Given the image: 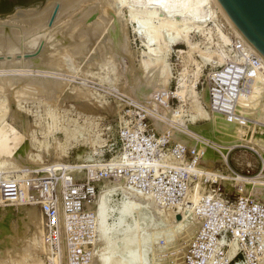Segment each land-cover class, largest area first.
I'll return each mask as SVG.
<instances>
[{"label":"bare ground","instance_id":"6f19581e","mask_svg":"<svg viewBox=\"0 0 264 264\" xmlns=\"http://www.w3.org/2000/svg\"><path fill=\"white\" fill-rule=\"evenodd\" d=\"M41 8L42 7L26 8L27 10L19 9L13 15L0 18V171H5V169H2L4 166L11 167L12 165L15 166V164H19L24 161V163L29 162V165L32 161H34L33 164L36 163L35 161L37 159H43L42 156H40L42 155L41 150H45L46 148H48L46 150H50V147L54 146L52 145L53 141V144L58 142L59 147L61 146L60 138H55V135L58 130V127L56 125H52V127L48 130L50 138H48L47 135L44 137V140H41L37 139L36 137L28 136L30 130H32L29 127L28 128L30 130L27 129L29 130L28 134L26 128L25 130L27 132L24 129H22L24 130L23 132L19 130V128L15 124V121L20 120L19 112L21 113L22 108L24 110V105L22 104L25 101L42 97L41 100H45V103H47L48 105H50L49 103L51 102H57V100L59 101V96H62V92H64L65 88L67 89L68 87L69 82L67 81H70H66V78H62L65 81L56 80L54 77L50 76H48L47 78L35 76L9 77L6 75L8 74L6 73V71L9 70L11 66L14 67V64L16 63H18V65H20L19 63H21L22 65L24 63L25 66L23 67H29L26 66L27 63V65L30 64V67L31 65H34L42 68L45 67L44 69L50 68V71L52 69L51 72L53 73L55 72L53 71V69L62 67L67 62V65H72V67H75L78 71H82L85 73L89 72V75L93 71L90 70L93 67H99V69H104L108 65H113L114 67L111 68L113 70L115 68L117 73L121 67V62V65H123V61H120V59L122 58L125 61L127 60V63L124 62L127 64V67L124 66L126 69H124L128 71L127 74H129V78L127 76V79H129L130 85H127L128 80L126 82L127 84L123 82V78H121L122 81H120L125 83L129 89L132 88L133 85L137 89H150L152 90V92L154 89L168 90V88L170 87V83L173 79V71L168 58L170 56V52L172 51V46L174 45V43L183 42L187 45V48L179 50L177 49V52L180 54V58H182L183 60L186 59L187 61V59H189L191 61H194L195 68L192 71H190L188 68H184L183 71L179 74L176 94L179 96L181 104L179 105L178 111H174L172 113L173 117L171 118H174L178 122H185V116H189L190 118L187 117L188 120L190 119L192 124L194 125L200 124L197 126H200L202 129H204L205 133L206 131H209L212 133L215 132L219 134L218 137H220L223 141V148L221 149L222 151L218 152V155H214L210 154L211 152H213V150H211L210 148V153L207 158L209 161L207 162L211 164H208V166H210L207 169L211 170L209 171L212 172L211 174H220V169L212 165L213 163L220 160L224 166V170L221 172V174L224 178H227V181L232 180L233 182H235V184L238 183L241 185H246L247 187H250L252 191L264 192V177H241L233 171L229 170L230 168L227 161V156L231 148L238 145L250 147L264 159V78H258L257 84L250 97L240 99L238 108L239 118L234 120L232 118L233 121L227 119L228 117L226 115V118H224L222 117V115L218 113L216 114V112L211 113L207 109V106L209 105L208 88H203L201 90V93L196 90V85L203 72L202 65L204 64H202L201 62L204 61L205 63L208 62L209 59H211V61L216 60V62L224 63L232 58L231 44H233V40L229 33H227V31L225 30V26L220 21V16L222 17V20H224L225 24L228 26V28L226 27L227 29L232 31L234 35L237 36V38H242L244 43L252 51H256L233 27V25L228 20L216 0H57L50 6L45 4V6L42 9ZM51 21L52 23H50ZM130 25L132 27L133 32L139 35V37H141V39L143 40L142 43L144 44L142 45H145V49H142L140 51L133 49V39L130 35ZM196 35H200L206 38L207 42L204 43V48H201V46L199 47V43L194 40V36ZM11 51H13L12 53L17 54H14L16 55L14 59L12 58V56L14 57L13 54L10 58L8 57ZM194 53H198L197 55L201 57L200 61L195 58ZM8 59L12 60L8 61ZM9 62H11L13 65H10ZM212 64L217 65V63L213 61ZM18 65L16 64L15 66ZM72 67L69 66V68L71 69ZM42 68H40V70ZM122 69L123 68L121 67V71ZM125 70L123 71L126 76ZM210 74L211 70L207 75L206 82L203 83V87H210ZM81 75L83 76V74ZM117 78L119 79L118 75ZM118 79L116 81H118ZM72 85H74L73 82ZM72 85L71 88L74 89L75 94L73 92L72 93L76 96H79L81 99L82 97L88 99L89 96L92 97L91 95H94V92L91 91L92 89L90 90L86 88V86L84 87L81 85ZM119 85L118 89L120 87ZM123 86L124 84L121 85V88H123ZM71 88L69 89L72 90ZM121 91L123 90L121 89ZM40 93H44V95L41 96ZM130 93L134 92L131 90ZM151 94L152 93H150V95ZM150 100L153 104L155 103V107L158 105L156 108L157 110L161 102L159 104L155 101L153 102L151 97ZM92 101H94V99ZM89 103L94 104L95 101L94 103L91 101ZM97 103L100 104L101 107L103 105L102 108L105 107V103L100 102V99L97 101ZM152 103H150V101L148 102V104L153 105ZM188 105V109H185ZM169 108H171L170 105ZM166 111L168 112V110ZM49 112L52 116L56 115L55 112V115L52 111ZM162 112L164 113V111ZM167 112L164 114L167 115ZM7 117L10 119H7ZM166 118L167 117L165 116V119ZM24 124L28 125L29 120H22V125ZM188 124L189 123H187L186 125ZM34 125L38 126L37 123H34ZM166 125L164 124V126ZM196 125L195 127L193 126L194 129L196 128ZM198 128H196V130ZM201 128L199 130H202ZM72 129H65L64 135L68 140L72 139V137H77L76 132ZM77 133L79 132L77 131ZM200 133H202V131ZM81 134L83 135L84 132H82ZM217 134H215V137H217ZM31 135L34 136L33 132L32 134H30V136ZM26 136L32 138L29 145H26L25 143ZM28 141H30V139ZM62 146L59 149H61ZM34 147L37 148L36 153L33 152ZM55 147L56 146H54V148ZM57 148L58 147L54 149V151L56 150V152H54L55 157L57 151H59ZM83 151L85 152V150ZM50 152L48 151L49 155ZM59 152L58 153L61 154V152L63 151ZM86 153L89 154L88 152ZM193 153L196 155V158L193 162V166L195 167L197 166V160L199 159V157L196 154V149L193 150ZM206 153L207 152L205 150L204 155H206ZM59 154H57L58 157L65 153L63 152L61 155ZM87 154L86 156L89 157L90 154ZM83 155L85 154L83 153ZM123 155V160L122 158L120 159L121 164L120 166H118L117 169L124 168L125 164L135 163L129 155ZM78 156L79 158L81 157V155ZM55 159H53V162L55 161ZM58 159L57 161H59ZM82 160L84 159L82 158ZM82 160L80 163H82ZM83 162H85V160ZM203 162L205 163V161ZM20 165L22 167V164ZM61 165L62 163L60 164V167ZM29 168L32 167L30 166ZM202 168L204 169L205 167L202 166ZM196 171H198L197 168ZM67 179L70 180L71 178ZM105 186L106 185H104L103 187ZM240 187L242 188V186H239V188ZM116 189L118 192L119 188ZM122 189L123 197L119 200H114L108 194H105L103 192L105 195L108 196H104V194L102 193L103 195L98 197L97 201L95 202L97 203V217L99 220L98 246L100 247L98 248H101L102 250L100 251V253H98L99 249H97L98 251H96V254L98 256L95 254V258L97 256L95 260L97 261H93H95L96 264H167L165 263L167 260L165 262L163 261L164 263L161 262V252H163L164 247L166 250V246L171 245L167 241L168 238L170 236V238L174 237L176 238V242L180 238V240L184 241V243H188L186 244V246H188L189 241L195 234V228L199 227L197 219L198 217H196L197 215L193 214L188 215L189 217H187V213L185 214L183 211L177 209L178 211H176L178 213H175L177 215L174 214L175 216H177L176 219L173 217L175 220H177V222L174 221V219L173 222H176L178 224L176 227L173 226L172 228L171 226V228L168 229L166 226L167 224H165L164 221H166L167 223L170 220L163 221L161 216L160 220L159 215L157 214L155 219L159 218L158 221H163L162 223L165 224L164 227L163 225L161 226L158 221L152 217L154 213H152L151 216H149L148 214L150 213L148 212V207H151L150 205H152V203L155 204V207L157 206V202L155 199L153 200L152 198V202L151 199L148 198L149 196L146 197L145 195L146 199L142 197L143 200L141 199L142 201L138 202L136 198L134 199L135 194H132L133 189L130 190L128 188L125 189L123 187ZM124 189L126 191H124ZM242 193L243 189L241 194ZM193 197H196L197 199L200 196L197 197L196 195ZM193 197L191 196V198ZM2 198L3 197L0 198L1 260L2 257H5V255H2L5 251L9 257V263L11 262L12 264H44L43 260L40 259V257L37 258L38 256H35L36 258H34V255H32L33 253L36 254L37 251L45 253V255H49L48 253L51 252L50 250H48V244H46L43 239V214L39 213L37 209H28L27 217H23L22 213H19V215L21 216L19 220H21L23 223L20 224L19 222L20 226L18 229H16V225L14 223V208L15 206H19L22 204H20V200L17 203L13 201L9 204H5V199L3 200ZM147 198L152 202H150L151 204L149 206L147 205L149 203ZM260 198L262 199V196L259 197V199ZM196 199L193 201L196 202ZM215 200L216 197L213 200L211 199L210 203ZM158 206L160 207L159 203ZM159 207L154 208V206L152 205V208L150 209L152 211V209H159ZM158 209L154 211L155 214L156 212L159 213ZM160 210L162 211V209H159V211ZM161 211L159 214H162ZM190 212L191 210L189 211V213ZM9 215L12 216L14 220H11ZM136 215L138 216V219L146 222L148 221L150 227L147 226L149 227V229L147 228L148 230L144 229V231H146L145 233L143 231L144 235L142 233L141 235L137 233L138 231L136 230V228L138 226L135 223H133V225L129 223V218L133 219ZM110 218L112 219V221L108 223ZM165 218L170 219L166 215ZM171 222H168V224H171ZM24 226L25 229L30 230L27 237L24 239L26 241V244H29V247L26 245L25 246L28 247L31 253L29 256L27 253L25 254L23 252V254L25 255L22 254L23 257H20L18 253L21 252L22 249H25V246H23L21 249L18 245L15 246L14 244H12V240L14 241V237L16 236L13 232L19 230L20 233L21 229H23ZM26 232V230L25 232L23 230L24 234H26ZM158 235H163V237H166L165 243L168 244L163 246H159V244L157 246L155 243L158 240ZM117 237H119L120 240ZM160 237L162 239V236ZM117 239L120 242H116ZM173 239L171 241H173ZM176 242L174 243L176 244L174 245V247L177 246ZM22 243H24V240H22ZM158 243L160 242H157V244ZM182 243L183 242H181V245ZM101 244H103V246H101ZM171 246V249H173V245ZM181 247L183 250V246ZM238 249L239 246L236 243V240L231 241L230 248L228 249L227 256L224 258V260H231L232 258H235L236 254L238 253ZM168 250L166 252H168ZM185 250L181 251L180 253L178 252L179 254L176 253L172 255L171 252H169V255H171L170 257L164 255L168 257L171 261L168 264H180V260L182 257L181 255L184 253ZM24 251L27 252L26 249ZM173 252L174 251H172V253ZM18 257H20L21 259L24 258V260L22 259L20 261ZM166 257H163V259L165 260ZM183 260L185 261V258ZM62 261L63 260H61V262ZM236 264L243 263L237 262ZM260 264H264V261L262 260Z\"/></svg>","mask_w":264,"mask_h":264},{"label":"rangeland","instance_id":"374dc122","mask_svg":"<svg viewBox=\"0 0 264 264\" xmlns=\"http://www.w3.org/2000/svg\"><path fill=\"white\" fill-rule=\"evenodd\" d=\"M44 6H45V3H43L42 1H34V2L30 3V4H28L27 6H23V9L27 10L26 8H32V7H36V8L42 7L43 8ZM13 14H11V15H13ZM220 21L222 22V24L225 27L228 28V26L225 24L224 20H222L221 16H220ZM226 31H227V33L234 34L229 29H227ZM130 35H131V38L133 39L132 47H133L134 50H139L140 51L142 49H145V45H142V44H144V43H142L143 40L141 39V37H139V35H137L136 33L133 32L131 25H130ZM194 40L199 43V47L201 46V48H204L205 47L204 43L207 42L206 38H204V37H202L200 35L194 36ZM186 48H187V45L185 43H183V42L174 43V45L172 46V51L170 52V56L168 58L169 59V63H170L171 68H172V71H173V79H172V81L170 83V87L168 88V90L154 89L153 92L150 89H141V90L137 89L132 84H131L132 88L129 89L127 87V85H130L129 84V79H127V76L129 78V74H127L128 71L125 70L126 68L124 67V66L127 67V64H126L127 60L125 61L122 58H121L122 60L120 59V61H123V65H121L122 64V62H121L120 66L123 68L122 71L125 70L126 76L124 74V71L123 72L121 71V67L120 66H119L120 67L119 70L122 73H120L119 70H118L119 73L117 72L118 73L117 74L116 73V69L115 68H114V70L112 69L114 67L113 65H108V66H106L107 68L105 67L104 69H99V67H93V68L90 69V70H93V71L89 75H88L89 72L85 73V72H82V71H78L75 67H72V65H70V64H68V65L71 66L72 69L69 68V66L67 65V62L62 67H59L60 69L59 68H55L56 70L53 69V71H55L53 73L51 72L52 69L50 71V68H47L48 69L47 70V69H44L45 67L42 68V67H37V66H34V65H31V67H30V64L27 65V63H26V66H29L31 70L29 69V67H23V66H25L24 63H23V65L21 63H19L20 65H18V63H16L18 66H15L16 64H14V67L13 66H11V68L8 67L10 69L6 71V73H8L6 75L9 76V77L35 76V77L47 78L48 76H50V77H54L56 80H60V81L70 80V81H67V82H69V84H68L67 89L65 88L64 92H62L63 95L59 96V98H58L59 101L57 100V102H54V103L51 102V103H49L50 105H48L47 103H45V100L44 101L41 100V98H42L41 96L44 95V93H40V95H41L40 97L41 98L38 97L37 99L35 98L36 100L33 99V100L25 101L22 104V105H24V110L22 108L21 109V113L18 111L19 112V116H20V120H19L20 122L16 120L15 124L17 125L19 130H21L22 132L25 130V128H26V130L29 129V128H31L32 130L34 129L33 131L29 129L30 133H29V130H27L28 132L25 130L27 132V134L29 133L28 134L29 137H36L37 139L44 140V137L48 135V138H50V135L48 134V130L52 127V125H56L58 127L57 128L58 130H57V133L55 135V138L56 137L60 138V141H61V142L59 141L60 145L61 146L63 145V146H62L61 149H59L61 146L59 147L58 142L53 144L54 141L52 142V145L58 147L57 149L59 151H63L66 155L62 154L63 152H61V154H62L61 155V154H59L60 152L57 151V154H59L61 156L58 157L57 154H56V157H58L59 159L56 158L55 157V153H54V152H56V150L54 151V149L56 147L54 148V146H52V147H50V150H46L48 148H46L45 150H41V154L42 155H40V156H42L43 159H41L39 157L40 160L37 159L35 161L36 163H34V164H33L34 161H32V162L30 161L32 163V164L30 163V165L28 164L29 162L28 163H24L25 162L24 161V162H21L19 164H15V166L12 165L13 167L12 166L11 167L10 166H7V167L4 166L2 168L3 170L5 169V171H0L1 172L0 176L1 177H6V176L7 177L8 176L9 177L10 176L17 177L18 176V177L24 178V182H23V185H22L23 197L19 201L20 204H22V205L15 206V208H14V217H15L14 219L15 220L13 219L12 216L9 215L10 219L14 220V223L16 225V229H18L20 224L23 223L21 220H19L21 218L19 213H22L23 217H27L28 209H37L39 211V213L43 214L41 209H40V207H39V205L38 206L37 205H29V203L26 202L29 199V197H30V194H29L30 188H29V186L26 183V180H25L26 177L32 178V179H35V180H36V178H45L46 180H44V182L53 181V177L54 176L57 177V178L64 176V178L68 177V178H71L70 180H72V179H74L71 176L72 174L76 175L75 178H77V176L82 177V176H86V175H91V174H88V173H84L86 168L89 169L90 171H93L94 172L93 175H95V171H97L101 167H105L104 164H95V161L96 162L109 161L112 158H114L115 156L120 155L121 151L123 150V144H122V141L120 139V133L122 132L123 129H125V130H128L127 128L133 129V128L137 127V126H139V127L143 126L142 130H145V133L148 134V135H154V137H156V139H158V138L160 139L162 137L160 142L166 140V137H167V140L169 142H168V144H166L164 146V150H165L166 154L163 157H165L167 159L166 161H169L170 165H176L175 167H178V164H179L177 162V156L173 152V150L175 149L176 145L179 148H184L185 149L184 151L187 152V154H186L187 160H189L190 156H191V160L188 161V163H189L188 164V168H187L188 171L196 173V175L198 174V176H197L198 178H197L196 182L191 187L190 186L188 187L187 192H186L183 200H180V203H178V205L176 207L173 206V203H169L168 204V203L164 202L163 199H160V198L157 199L156 194L159 196L160 193L159 192L158 193L155 192L153 188L151 189L152 192L149 193V195L148 194L146 195V197L149 196L148 198L151 199L152 202L155 199L156 202H157V203L154 202V203L157 204L156 207H159L158 206V203H159V205H160L159 209H162V211L160 210L162 212V214H159L160 211H159L158 208L157 209H158L159 213L156 212V214H155L154 211H156L157 209H154V210L152 209V211L150 209V208H152V205L154 206V208H156L155 204H153L147 198V200L149 201V203L147 202L148 203L147 205L149 206L152 203V205H150L151 207H148V212H150L148 214H149V216H151V214L154 213L155 217H154V215L152 216L154 219L156 218V216L158 214L159 218L161 216L163 221L164 220H167V221L170 220L168 222H171V221L173 222V219L174 218L176 219V217H177V216H175V215H177L175 213H178L177 209H179L180 211H183L185 214L187 213L186 214L187 217H189L188 215H193V214L197 215L196 217H198L197 219H198L199 227L195 228V234L193 232L194 235L192 234L193 236H192L191 240L193 238L194 239L192 241L191 240L189 241V245L188 246H186V244H188V243H184V241L180 240V238L178 239L179 241L177 240V242H176V240H175L176 238L173 237L174 238L173 239V238H170L171 237L170 236L167 241L169 242V244L173 245V249H174L173 250V249H171L172 248L171 245H169L170 246L169 247L167 245L168 243H165L166 242V240H165L166 237H163V235H160V236H162V239H161V237L158 235V240L159 239L160 240L159 241L157 240L155 244L157 246L159 244H160L159 246L167 245L166 246L167 249L165 250V247H164L163 252H161L162 253V255H161V262L162 263H164L167 260L165 263L168 264L169 262H171L168 257H170L172 254H176L178 252L180 253L181 251L185 250V247H186V250L183 253L184 256H183V254L181 255L182 257L185 258V261L183 260L184 258H182L181 256H180L181 257L180 261L182 263L184 262L183 264H190L189 263L190 261H188V256H189L190 249H191L192 245L194 243H196V240L198 239L200 233L202 232V230H203L202 227L204 226V222L206 220L205 216L208 215V213H207L208 205H203L205 202L201 204V200L205 196L206 189H207V191H209L211 189V187H206L205 186V180L207 178L212 179V180H220V179H222L230 187L234 186V185H237L238 187L242 186L243 193L242 194L240 193L241 195H245L247 193H251L252 196H254L256 199H259V197L262 196V199L260 198L259 200L264 201V196H263L264 192L263 191H252V189L250 187H247L246 185H241V184H238V183L235 184V182H233L232 180L227 181V178H224L222 176V174H221V172L224 170V168H223L224 166H223V163L220 160L212 164L216 168L220 169V172H219L220 174H211L212 172H209V171H211V170L207 169L211 165L210 163H208L209 161L207 159L208 155L210 153L209 149L211 148V150H213V152H211L210 154H214V155L217 154L218 155V152H221L222 151L221 149L223 148V146H222L223 145V143H222L223 141H222V139L220 137H218L219 134H217L215 132L212 133V132H209V131H206V133H205L204 129H202L200 126H197V125H200V124H197V125L195 124L196 128L199 127L197 130H199L200 128L202 129V130L197 131L196 128L194 129L195 125L192 124L191 120L190 119L188 120V118H190L189 116H185V122L181 121V122H183L185 124H183L181 122H178L174 118H171V117H173L172 113L174 111H178L179 105L181 104L180 98L176 94V90H177V86H178L179 74H180V72L183 71L184 68H188L190 71H192L195 68L194 61H191L189 59H187V61H186V59L183 60L182 58H180V54L177 52L179 49H186ZM12 52L13 51H11L9 53L10 54V55H8L9 58L12 56V54L13 55L16 54V53H12ZM197 54L198 53H196V54L194 53V56H195V58L197 60L200 61L201 57H199V55H197ZM16 55H14V57L12 56V58L14 59ZM212 59H214V58H212ZM11 60L8 59V61H11ZM212 61L217 63V66H219L220 64L227 63L229 60H227L224 63L216 62V60H212ZM212 61H211V59H209L208 62H205V63H204V61L201 62L202 64H204V65L201 64L203 66V72H202V76L200 77V79H199V81H198V83L196 85V90L199 93H201V90L203 88H208L209 105L207 106V109L211 113H215L216 112V114L218 113V114L222 115V117L226 118L223 114H221L220 112H218V111L213 109L212 101H211L210 87L209 86H204L203 87V85H204L203 83L206 82L207 75H208V73L211 70ZM124 62H126V63H124ZM9 63H10V65H13L11 62H9ZM40 68H42L43 70L42 69L40 70ZM34 70H36V71H34ZM78 72L83 74V76L80 73H78ZM117 75L119 76V79L117 78ZM62 78H64V79L66 78V79L63 80ZM121 78H123V82H125V83L128 80V82H127L128 84L126 83L127 84L126 85L125 83L121 82L122 81ZM117 79H118V81H116ZM72 82H73L74 85H81V86H84V87L86 86V88H88L90 90L92 89L91 91L94 92V95L92 94L91 95L92 97L89 96L90 97V98L88 97L89 100L87 98H86L87 99L86 100L83 97L81 99L79 96L74 95L75 94L74 93V89L71 88ZM122 83L124 84V86L126 85L125 87L123 86V88H121V85H123ZM119 84H121V85H119ZM69 85H70V87H69ZM74 85H72V86H74ZM118 85L120 86L119 89H118ZM129 87H131V86H129ZM69 88H71L72 90H70ZM121 89L123 91H121ZM128 90H129V93H128ZM131 90L134 93H130ZM147 90H149V91H147ZM157 91H160V92H157ZM150 93L153 94V95L151 94L153 96V98L150 95ZM164 93L165 94L167 93V94L165 95ZM170 94L171 95L175 94L174 96L178 98V99H173L172 97H170V98H172V99H170V107L171 108H169V102L167 101L169 99V95ZM149 96L151 97L153 102L155 101L158 104L161 102L160 106H159L161 108L158 107V109L156 110L158 105L155 107L154 106L155 103L154 104L152 103V101L150 100ZM159 96H162L161 100L159 99ZM165 96H166V98H165ZM70 97L71 98H76L77 100L76 99H71ZM38 99H40V100H38ZM93 99H94L96 104L94 103V101H92ZM95 99L97 101L100 99V102L105 103V107L102 108L103 105L101 107L100 104H98L99 102L97 103V101ZM84 100H86V101H84ZM46 101H48V100H46ZM87 101H89V102L91 101L96 106L97 105L98 106L96 107L94 104L89 103ZM149 101L153 105L148 104ZM166 105H168V106H166ZM50 106H51V110H50ZM53 106L54 107L56 106L55 107L56 109ZM152 106H154V107H152ZM167 107L169 109H171V110H169ZM188 107H189V105L186 106L185 109H188ZM53 110H55V111L57 110V111L55 112ZM166 110H168V112L170 111L169 112L170 114ZM49 111H52L53 114L55 112L56 115L55 114H54L55 116L50 115ZM162 111H164V113L167 112V115L164 114ZM164 115L167 117L166 119H165ZM169 115H170V117H169ZM51 116H52V118H51ZM7 119H10V118L7 117ZM25 119H26V121L29 120V124L28 125L27 124L26 125L25 124L22 125V120L25 121ZM172 120H174V121H172ZM168 121H169V123L172 122L171 123L172 125L169 124ZM34 123H37L38 126L34 125ZM187 123H189L188 125H190V123H191V125H190L191 127L186 125ZM19 124H21V125H19ZM164 124L165 125L167 124V125L164 126ZM66 128H69V129L73 128L72 130H74L76 132L77 137L76 138L72 137V139H70V140L66 139V137L64 135ZM22 129H24V130H22ZM87 130H88L89 133L87 132ZM77 131L79 133H77ZM201 131H202V133H200ZM32 132H33L34 136H32V135L30 136V134H32ZM82 132H84L83 135L81 134ZM215 134H217L218 139H217V137H215ZM28 136L25 137L26 145H29V143L31 142V139H32V138H29ZM51 138H53V137H51ZM29 139H30V141H28ZM215 140H217V141H215ZM216 143H217V145H216ZM57 144H58V146H57ZM33 149H34L33 152L36 153L37 152V148L34 147ZM52 149H53V151H52ZM195 149H196V154L199 157V159L197 158L198 159L197 160V166L194 167L193 166V162H194V160L196 158V155L193 153V150H195ZM83 150H85V152ZM205 150L208 153V154L206 153V155H204L205 154ZM218 150H220V151H218ZM48 151L49 152L51 151L50 155H49ZM44 152H46V153H44ZM86 152H88L90 154V156H89L90 158L88 156H86V154H87ZM78 153H80V154H78ZM83 153L85 155H83ZM191 153H192V155H191ZM89 154H87V155H89ZM125 154H126V152H125ZM182 154H184V153L181 151L180 155H182ZM78 155H81V157L83 156L82 158L85 160V162H83L84 160H82L81 157L79 158ZM84 156L87 157V158H85ZM53 159H55L54 162L56 164L53 162ZM57 159L59 161H57ZM60 159H61V162H60ZM227 159H228L227 161H228L229 168H230L229 170L233 169V170H236L237 172H240L243 175H245V176H243V175L238 174L241 177H244V178H253V177H257V176L264 177V159L257 152H255V150L251 149L250 147L241 146V145L232 147L231 150L228 153ZM81 160H82V163H80ZM170 160H172V161H170ZM203 161H205V163ZM61 163H62V165L60 167ZM206 163H207V165H206ZM20 164H22V167H21ZM120 164H121L120 159H116V160H113L111 162V165H107L106 167L107 168L111 167V168L117 169L118 166H120ZM135 164H137V163L136 162L134 163V167H136ZM158 164H160V160H155L154 165H158ZM208 164H210V165L208 166ZM204 165H206V166H204ZM28 166L29 167L31 166L32 168H29ZM202 166L205 167V168L203 169ZM24 167H25L26 171L24 170ZM196 168L198 169V171H196ZM30 169H32V170H30ZM24 172H27V173H24ZM158 172H159V170H158ZM50 176H52V178ZM175 177H176V179H179V177L174 176V178ZM123 179H124V176L123 177L122 176H120V177L118 176L117 179H108V178H106V180H104V181L103 180L99 181L96 184V187L98 188V193H97V196L95 198V202L97 201L98 197H100L104 193L108 194L114 200L121 199L123 197V189H122V187L125 188V189L128 188L130 190L133 189L134 191L132 190V194L133 193L135 194V195L133 194L134 195V199L136 198V200H138V202H141L143 200L142 197H144V199H146L145 195L142 194L139 189H137V188L125 183ZM104 185H106V186L103 187ZM185 185L186 186L189 185L188 182H186ZM113 186H114V188H113ZM119 186L121 187L122 190L120 189ZM107 187H108V189H107ZM60 188H61V183L58 182L59 191H60ZM116 188H119V190H121V191L118 190V192H117ZM125 189H124V191H126ZM109 192H110V194H109ZM112 193H113V195H112ZM105 194H104V196H108V195H105ZM141 194H142V196H141ZM196 195H197V197L198 196H200V197L197 198V199H196V197H193V196H196ZM191 196L193 198H191ZM137 197H138V199H137ZM115 198H117V199H115ZM152 198H153V200H152ZM209 198L212 199V200L215 199L213 193H210ZM195 199L197 200L196 202L193 201ZM11 202H13V201L12 200H7V199L4 200L5 204H9ZM214 202L217 203L218 206L220 205L219 200L217 198H216V200ZM211 203L209 202V204H211ZM95 204L89 205L88 209L93 213V215H94L93 219H94V221H96L95 229L97 231H99V220H98V217H97V203H95ZM161 207H163V208H161ZM204 208L206 209L205 211H203ZM190 210L192 212V213L190 212L191 214L189 213ZM163 211H164V213H163ZM165 215L168 216V218H170V219L165 218ZM42 217H43V222L45 223V218H44L43 215H42ZM159 218L155 219V220L158 221ZM161 218H160V220H161ZM175 219H174V221L177 222V220H175ZM135 220H136V222H135ZM111 221H112V219L110 218L108 223H110ZM163 221H158V223L161 226L163 225L164 227H165V224H167L166 226H167L168 229L171 228V226H172V228H173V226L176 227L177 224H178L176 222H173L175 224H173L172 222H171V224L170 223L168 224V222L166 223V221H164V223H165L164 224V223H162ZM19 222H20V224H19ZM129 223H131L132 225H133V223H135L138 226L136 228V230L138 231L137 233L140 234V235H141V233L143 234L144 229L148 230L149 227H150L149 224H148V221L146 222V221H142V220L138 219L137 215L133 219L129 218ZM147 226H149V227H147ZM43 227H44V225H43ZM23 230H24V232H25V230L27 231L26 234L23 233ZM29 231L30 230L25 229V226L23 227V229H21L20 233H19V230L16 231V232L14 231L13 233L16 236L14 237V241L12 240V244H14L15 246L18 245L19 248H21V249L25 245L28 246L29 244L28 245L26 244V241H25L24 238L27 237ZM145 232L146 231H144V233ZM44 233H45V231H44ZM98 234H99V232H97V237L94 240L93 244L90 245V255L84 261L85 264H94V263L96 264L95 261H97V260H95V259L98 256L96 254V251H98L97 249H99L98 253H100V251L102 250L101 248H98V247H100V246H98V244H99ZM118 234H119V232H118ZM117 238L119 239V237H117ZM43 239H44V236H43ZM118 239L116 240V242H120V241H118ZM172 239H173V241H171ZM225 239H226L225 237H224L223 240L220 239V243L224 244ZM22 240H24V243H22ZM174 240L177 243V246H179V247H177V246L174 247V245H176V244H174L175 243ZM157 242H160V243L157 244ZM170 242H172L173 244L170 243ZM181 242H183L182 245H181ZM229 242H231V241H229ZM45 243H46V241H45ZM178 243H179V245H178ZM26 246L24 248L27 250V252L24 251L25 249H22L21 252L18 253L20 255V257L21 256L23 257V255H25L26 253L30 256L31 251H29V249H28L29 246L28 247H26ZM47 246H48V250L51 251L50 246L49 245H47ZM65 246L66 245L64 244L61 260H63L64 263H66V264H70V263H68L69 262V257H68V260H67V256L68 255H67V250H66ZM101 246H103V244H101ZM181 246H183V248H184L183 250H182ZM177 249H179V250H177ZM167 250H168V252H166ZM170 250H172L174 252L172 253V251H170ZM23 252L25 254H23ZM169 252H171V255H169L170 254ZM48 254L49 255H47V254L45 255V253L37 251L36 254L33 253L32 255H34L33 256L34 258H36L37 256H38L37 258L40 257V259L43 260L44 264H47L48 260H50V259L51 260L52 259L55 260V257H56V256H54L52 254V251L50 253H48ZM95 254L97 255L96 258H95ZM2 255L3 256L5 255V257H2V260L0 258L1 264H8L9 263L8 262L9 261L8 254L4 251ZM51 255L54 256V257H52ZM164 255H167L168 257H166ZM20 257H18V259H20V261L22 259L24 260V258L21 259ZM163 257H166L165 260L163 259ZM260 257H261V255L259 256V259H254V258L246 259L245 257L240 255L237 258H232L231 260L230 259H225L224 260L225 257L224 258H215V259L214 258H199V259H196L197 258V255H196V256H190L189 258L191 260V263H193V264H196V263H198V264H236L237 262H240V263H243V264H260V262L262 260L264 261V258H260ZM65 258H66V260H65ZM211 259H212V261H210ZM93 260H95V261H93ZM63 261L60 264H62ZM66 261H68V262H66ZM181 262H180V264H182Z\"/></svg>","mask_w":264,"mask_h":264},{"label":"built area","instance_id":"2783aa9c","mask_svg":"<svg viewBox=\"0 0 264 264\" xmlns=\"http://www.w3.org/2000/svg\"><path fill=\"white\" fill-rule=\"evenodd\" d=\"M229 35L233 40L232 58L219 66L211 63L209 81L213 109L232 121V118H239L240 99L250 97L258 78H264V59H261L256 51H252L242 38H237L232 33ZM170 97L178 99L174 94H170L169 105L172 99ZM161 98L162 96H159L160 100ZM142 127L122 130L121 154L109 161H95V164L105 166L95 171V175L86 168L84 173L91 175L75 178L76 175L72 174V180L64 176H54L53 181L46 182L45 178H25L30 188V197L26 202L29 205H39L45 218L44 240L56 256V260L50 259L47 264H60L64 244L70 264H85L84 261L90 255V245L98 232L95 229L94 215L88 206L95 203L98 193L96 184L99 181L124 176V182L139 189L142 194L151 193L153 188L155 192L160 193L159 196L155 193L157 199H163L168 204L173 203L175 207L183 200L188 187L196 182V173L187 169L191 156L187 160L185 149L176 145L173 152L179 164L178 167L170 165L163 157L166 154L164 146L169 142L167 137L160 142L162 137L156 139L154 135L146 134ZM181 151L184 154L180 155ZM125 152L137 163L136 167L133 163L125 164L124 168L119 169L106 167L111 165L113 160L121 159ZM155 160H160V164L154 165ZM23 182L24 178L18 176H0V198L2 196L3 199L18 202L23 197ZM58 182L61 183L60 191ZM186 182L189 185L186 186ZM205 186L211 187L209 191L206 189L201 200V204L205 202L203 205H208V215L205 216L202 232L190 249L189 263L193 264L189 257L196 255V259L226 257L231 243L229 241L233 239L239 246L235 258L240 255L246 259H259L260 255V258H264V201L256 199L251 193L241 195V187H230L222 179L217 181L207 178ZM210 193L219 200V206L214 201L209 204ZM205 210L204 208L203 211ZM224 237L226 239L222 244L220 239L223 240Z\"/></svg>","mask_w":264,"mask_h":264},{"label":"water","instance_id":"95a60500","mask_svg":"<svg viewBox=\"0 0 264 264\" xmlns=\"http://www.w3.org/2000/svg\"><path fill=\"white\" fill-rule=\"evenodd\" d=\"M42 1L47 5L57 0H30ZM224 14L239 34L264 59V0H216ZM23 6H15L13 11L0 14V18L10 16ZM53 21V20H52ZM52 21L50 23H52Z\"/></svg>","mask_w":264,"mask_h":264},{"label":"trees","instance_id":"16d2710c","mask_svg":"<svg viewBox=\"0 0 264 264\" xmlns=\"http://www.w3.org/2000/svg\"><path fill=\"white\" fill-rule=\"evenodd\" d=\"M30 2V0H0V14L10 13L15 6H27Z\"/></svg>","mask_w":264,"mask_h":264}]
</instances>
